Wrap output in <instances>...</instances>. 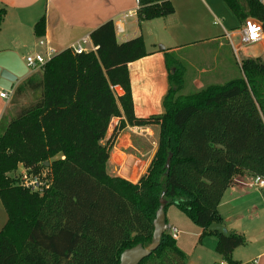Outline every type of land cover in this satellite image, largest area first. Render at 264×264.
Masks as SVG:
<instances>
[{"label":"trees","instance_id":"1","mask_svg":"<svg viewBox=\"0 0 264 264\" xmlns=\"http://www.w3.org/2000/svg\"><path fill=\"white\" fill-rule=\"evenodd\" d=\"M224 2L240 24L263 19L256 0ZM139 3V22L174 13L168 1ZM5 14L0 8V27ZM44 30L42 17L33 33L40 38ZM90 41L96 53L75 55L67 49L40 68L42 109L0 125V201L7 215L0 231V264H119L125 250L150 243L161 199L164 211L173 205L203 235L212 234L208 228L221 223L217 207L232 179L247 173L264 180L261 58L242 59L239 78L180 96L185 69L174 54L165 53L169 89L162 114L137 119L128 65L147 56L142 38L118 43L113 23L106 22ZM114 118L121 120L104 141ZM152 125L159 127L157 148L139 182L108 175L117 134L128 126ZM19 165L31 172L49 170L51 188L40 197L18 186L9 173ZM214 235L216 252L233 264L230 255L243 238ZM184 263L167 232L140 262Z\"/></svg>","mask_w":264,"mask_h":264},{"label":"crops","instance_id":"2","mask_svg":"<svg viewBox=\"0 0 264 264\" xmlns=\"http://www.w3.org/2000/svg\"><path fill=\"white\" fill-rule=\"evenodd\" d=\"M161 1L172 4V15L139 22V0H0V8L6 12L0 27V52L15 53L24 62L34 55L48 57L49 49L54 55L59 54L88 37L86 53H92L96 46L91 43L90 34L100 25L112 22L118 43L141 37L147 52L146 57L128 65L133 113L137 119L162 114V99L169 89L165 53L174 54L183 65V87L223 85L241 76L239 53L244 49L239 42L243 23L240 24L224 0ZM42 17L45 30L37 38L33 28ZM234 39H238L237 44ZM252 46L264 49V39ZM232 47L238 50V59ZM1 77L11 81L12 86L7 91L8 99H0V125L43 108L44 82L40 69L28 71L19 80L7 74ZM114 91L116 97L122 95L120 88L114 87ZM121 119H112L110 134ZM129 128L118 133L106 170L110 176L137 184L155 155L159 127H150L155 129V135L157 131L151 149L147 147L148 140L138 138L136 142L140 141L142 148L132 146ZM16 170L21 171V165ZM256 179L247 173L237 174L217 207L221 223L213 224L225 228L228 235L243 238V244L230 255L233 264H264V187H259ZM165 215L168 235L171 229L178 232L174 241L185 256L184 264H229L216 252L215 232L203 235L173 205ZM6 221L0 201V231Z\"/></svg>","mask_w":264,"mask_h":264},{"label":"built area","instance_id":"3","mask_svg":"<svg viewBox=\"0 0 264 264\" xmlns=\"http://www.w3.org/2000/svg\"><path fill=\"white\" fill-rule=\"evenodd\" d=\"M259 5L263 9V19L262 21L255 20L252 18H248L244 23L240 35L239 44L242 47L252 46L259 43L264 39V0H256ZM89 39L85 37L73 45L70 50L75 55H81L86 53L85 46L88 44ZM42 45V43H40ZM233 49L234 55L237 58L238 50ZM97 48H92L93 52H96ZM92 52V53H93ZM48 57H43L41 55H34L32 57H27L24 61L27 70H36L40 69L45 65L49 59L54 56V52L49 49L47 50ZM9 97V93L7 91H3L0 89V99L6 100ZM137 136L146 137L151 136L150 130L148 126H134L131 130ZM22 170L18 171V176L16 180L18 182V186L21 188L28 190L30 193H35L38 196L42 197L52 186L53 179L51 173L47 169H40L38 172H31L28 169L21 166ZM17 171V170H16ZM256 183L259 187H264V180L259 178L256 179ZM169 235L173 240H176L178 232L175 229H171L169 231ZM227 264V263H220Z\"/></svg>","mask_w":264,"mask_h":264},{"label":"water","instance_id":"4","mask_svg":"<svg viewBox=\"0 0 264 264\" xmlns=\"http://www.w3.org/2000/svg\"><path fill=\"white\" fill-rule=\"evenodd\" d=\"M28 70L25 63L12 52H0V89L10 91L12 82L1 77L4 74L9 75L13 80H19L27 75ZM48 166V163H45ZM165 201L160 200V207L155 214L153 220V232L150 243L146 247L137 245L131 249L125 250L120 256L119 264H140L142 260L147 258L154 252L160 243L161 237L167 232L166 215L164 211ZM209 232L219 233L224 237H228L225 228L217 224H211L208 228Z\"/></svg>","mask_w":264,"mask_h":264},{"label":"rangeland","instance_id":"5","mask_svg":"<svg viewBox=\"0 0 264 264\" xmlns=\"http://www.w3.org/2000/svg\"><path fill=\"white\" fill-rule=\"evenodd\" d=\"M234 43L237 44L238 43V39H234ZM243 49H244V50H242L243 52L239 53L240 59L253 58V57L254 58L262 57L261 59H262V61H264V56H262L263 52H264V49H262V47H259V46H247V47H243ZM203 88H205V87H193V86H190L189 84H186L183 87V89L180 91L179 95L180 96L190 95V94H193V93H196V92L202 90ZM115 94H116V92H115ZM113 125H114V123L111 122L110 125H109V130H108V132L106 134V137H105L104 141H106V140L111 138L112 134H110V132H112ZM115 125H117V124H115ZM148 127H149V130L151 129L152 131L150 130L151 136H146V137H140V136L135 135L134 133L131 132L132 127L129 128L128 132L132 136V137L130 136L131 137L130 139H131L132 146H135V145H137V147L143 146V145H141L140 141H139V143L136 142V139L138 138V139H142V140H148L147 141V143H148L147 147L148 148L151 149L152 147H154V145L156 143V138L155 137H157L156 136L157 135V131H156V135H155V129L150 128L151 126H148ZM117 136H118V134H117ZM117 136H116V138H117ZM116 138L114 140V144H115ZM9 176L11 178L16 179V177L18 176V172L17 171H13V172L9 173ZM17 184H18V182H17Z\"/></svg>","mask_w":264,"mask_h":264}]
</instances>
